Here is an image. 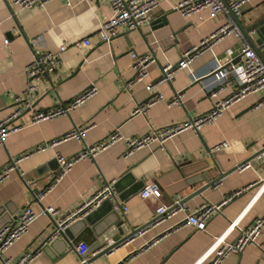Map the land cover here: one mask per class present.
Segmentation results:
<instances>
[{
  "label": "crops",
  "instance_id": "crops-1",
  "mask_svg": "<svg viewBox=\"0 0 264 264\" xmlns=\"http://www.w3.org/2000/svg\"><path fill=\"white\" fill-rule=\"evenodd\" d=\"M10 1L0 0V120L12 116L18 108L15 96L20 95L29 80L23 68L33 52L56 50L60 43L66 47L59 53L61 61L56 69L44 76L29 95L32 107L8 121L9 127L18 128L9 132L0 146V168L12 158L29 153L0 184V228L15 222L27 205L35 212L41 206H51L57 214L36 217L26 234L8 247L4 257L15 260L21 253L34 250L51 230L50 219L58 223L62 216L91 199L104 181H114L120 218L131 228L150 222L158 206L168 209L169 198L184 200V209L90 264H195L206 258L213 248V239L224 234L232 221L237 226L228 233L226 241L233 240L239 230L247 228L264 212V151L251 158L264 147L261 91L231 104L213 124H205L198 131L187 129L168 138L162 147L151 144L122 158L124 142L118 141L92 159H80L36 203L31 190L43 189L53 178L57 170L56 154L73 156L84 146L104 140L114 130L129 138L209 111L211 100L203 82L211 74L214 59L221 57L225 62V48H230L236 58L239 41L232 33L222 36L175 71L170 81L151 89L147 84L160 77L165 62L176 63L184 50L198 45L223 24L220 13L210 16L201 10L199 18L197 14L184 17L175 9L176 0H158L149 24L128 30L122 27L119 34L102 41L98 34L100 21L110 15L105 0H51L44 8L20 9ZM262 15L264 0H251L241 5L234 21L238 27L237 20L245 25ZM159 17L157 23L151 24ZM31 37H40L35 50L27 42ZM83 37L88 39V45L73 44ZM253 49L264 56V42ZM131 51L149 53L154 61L147 65L144 80L125 87L124 82L132 76ZM223 83L213 100L228 96L235 88L231 78ZM92 86L94 93L67 114L31 122L35 112L65 105ZM155 93L162 95L161 100L150 105L145 114L133 113ZM177 94L181 104L168 106L166 103ZM77 127L86 128L82 141L69 139L46 146L40 152L35 150ZM247 159L248 168L230 171ZM226 171L230 172L216 185L193 194L205 182ZM150 182L158 186L160 196L141 199L140 190ZM236 190L241 191L211 216L204 231L183 225L187 212L205 202L219 204ZM78 260L74 249L69 250L62 243L39 252L29 264H77ZM222 264H264V227L255 245L246 246L240 255L227 256Z\"/></svg>",
  "mask_w": 264,
  "mask_h": 264
},
{
  "label": "built area",
  "instance_id": "built-area-1",
  "mask_svg": "<svg viewBox=\"0 0 264 264\" xmlns=\"http://www.w3.org/2000/svg\"><path fill=\"white\" fill-rule=\"evenodd\" d=\"M51 0H11L10 4L17 8L25 7H41L44 8L45 4ZM110 9L109 17L100 21L98 28V34L100 40L109 41V39L120 33L121 28L135 29L142 25L150 23V13L158 5V0H105ZM251 0H176L175 9L180 15L187 17L191 14H197L200 17L199 12L201 10H206L210 16L217 15L220 13L223 16L224 22L215 31L206 35L202 38L198 45L192 46L189 49L184 50L181 53L179 61L172 64L170 62H165L160 68V77L149 84L147 88H153L156 84L160 82L170 81L173 77V73L177 70L182 69L186 66L195 55L199 54L202 50L206 49L222 36L232 33L238 38L239 46L237 48V54H241V57L237 62L233 63L235 55L230 48H225L224 57L225 62L222 58H216L213 60L212 69L209 71L210 76L208 80L203 82L204 90L207 92L208 97L211 100L210 110L202 113L201 115L186 119L183 122H174L167 124V126L158 128L155 131L143 134V135H133L129 138H123L118 130H114L113 133L109 134L104 140H101L95 145L84 146L77 154L65 157L63 155L56 154L54 157L56 163V173L52 179H50L39 192L34 196L35 202L39 204L40 200L43 198L46 192L52 189L55 184L60 181V179L72 168L71 166L78 162L80 159H92L97 153L106 150L108 147L113 145V143L118 141L124 142L125 150L122 153V158H126L132 154L135 150L140 148L148 147L151 144H156L162 147L163 143L167 141L168 138L177 135L187 129L193 131H198L205 124H213L229 107L231 104L237 102L240 98L249 95V93H256L258 91L263 92L264 98V56L257 54L255 49L250 45L245 36L242 35L241 31L235 24L234 18L239 15L240 7L243 3ZM69 5V2H66ZM40 37H31L27 39L30 47L35 50L39 47ZM77 46L88 45L89 41L86 37L79 40H74ZM65 43H60L56 50L43 49L39 52L34 51L30 61L24 65L25 76L29 79L25 87L22 89L20 95L15 96V103H19L18 108L14 110L11 114L12 116L7 117L5 120H0V146L4 144L5 136L16 130L18 127H9L7 125L8 121L15 118L22 109L30 108L31 102L28 100L29 95L34 91L37 83L43 79L49 73H52L61 59H59V53L65 49ZM130 58H132L131 68L132 76L124 82L125 87L142 81L147 77V65L154 61V57L147 54H137L134 51L130 52ZM227 63V64H226ZM233 79L235 82V88L232 90L228 96L221 98L220 100H213L219 89L223 88L226 79ZM95 91V87H90L88 89L82 90L76 97L65 103H61L57 107L52 109L37 111L31 118V122H37L41 119H55L59 116L67 114L69 111L76 108L77 105L91 96ZM162 95L160 93H155L150 95L142 104H139L133 111L134 114H145L148 107L153 103L161 100ZM22 101V103H21ZM170 105H180V95H175L169 102L166 103ZM86 132L85 127H77L74 130L66 133L58 140L52 141L50 143H44L41 146L35 148L37 152L42 151L46 146L55 145L59 141L65 140H75L82 141L84 133ZM220 147V146H218ZM216 147V149L218 148ZM31 153V152H30ZM29 153H24L16 158H12L4 166L0 168V184L6 180L9 173L15 170L16 163ZM250 165L248 162L240 165L237 168L238 171L248 168ZM114 181H104L102 187L97 191V193L89 200L83 202L79 208L75 211L70 212L62 216V218L57 223V226L62 230V224L65 221H70L72 217L79 213L82 209L91 210L98 206L103 199H115ZM241 190L233 191L230 195L223 198V201L219 204L202 203L197 206L193 211L187 212L185 215V220L183 225L188 227H193L196 231H204L208 220L214 214L220 211V208L224 203L231 200L233 197L238 195ZM159 197L160 190L155 183H148L142 187L139 192V197L144 199L149 196ZM180 200H175L174 203L177 204L176 208L171 209L167 212V208L163 205L158 206L155 209V215L153 219H156L153 224H158L170 215L177 211L184 209L183 204L178 205ZM116 208V206H115ZM123 210H126L123 207ZM57 214V210L54 207L46 206L39 209L38 212L33 211L31 205L25 206L21 212L18 214L15 222L12 224L5 225L0 228V261L2 264H29L35 257L39 254V250H27L21 253L17 259H11L4 257V252L13 243L18 241L22 236L28 231L29 225L38 216H54ZM152 224V225H153ZM237 226L236 221H232L224 234L215 237L213 239V248L206 255V258L198 261L195 264H222L225 258L229 255H240L242 250L246 246L255 245L257 239L260 235L261 229L264 227V212L259 215V217L252 220L247 228L239 230L235 238L231 241H226L225 238L229 232L234 230ZM148 228H143L138 231L136 235H141ZM111 241H109L110 243ZM154 241L150 242L146 247L152 245ZM74 251L76 256L79 258L78 264L84 263L89 256H84L83 254L87 250V245L80 242L74 246ZM112 252V251H111ZM109 252V253H111Z\"/></svg>",
  "mask_w": 264,
  "mask_h": 264
},
{
  "label": "water",
  "instance_id": "water-1",
  "mask_svg": "<svg viewBox=\"0 0 264 264\" xmlns=\"http://www.w3.org/2000/svg\"><path fill=\"white\" fill-rule=\"evenodd\" d=\"M159 19L160 17L153 19L151 24L157 23ZM237 22L242 35L246 37L252 47H254L256 44H261L264 42V15L254 19L253 21H250L245 25L238 20ZM240 57L241 54H238L232 62H237ZM28 109L29 108L22 109L18 116H22L23 113ZM262 151H264V147L261 151H257L251 158L257 156ZM248 160L249 159L241 162L236 167L231 168L230 171L237 170L240 165L246 163ZM47 166H49V164ZM230 171H226L222 174L218 173L216 177L208 180V182H205L202 187L196 189L193 194H199L204 191V189L216 185L222 176L226 175ZM31 191L34 195L39 192L37 187L33 188ZM183 202L184 200L180 199L178 205H182ZM168 203H170V206L168 207L167 212L177 207V204L174 203V200L170 198L168 199ZM118 209L119 203L117 202L116 198L111 200L103 199L96 208L89 211L86 210V208L82 209L79 211V213L75 214L70 221H65L62 224V230L59 229L56 222L50 219L49 225H51V230L44 235L42 241L36 246L35 249L41 252L45 251V249L48 247H55L63 243L65 248L72 250L75 245L83 242L85 245H87V250L83 254L84 256H88L91 252H94L100 248V250H98L95 255L89 256L84 263H81L90 264L92 261L99 259L105 254H108L113 249L118 248L123 243L133 241L138 231L142 230L143 228H149L156 220L153 219L154 217H152L151 221L147 224L131 228L129 227L128 222L120 218ZM113 237H116V240L109 243Z\"/></svg>",
  "mask_w": 264,
  "mask_h": 264
}]
</instances>
